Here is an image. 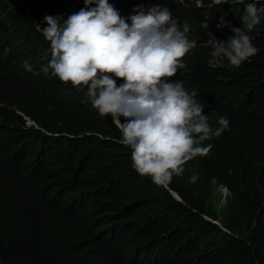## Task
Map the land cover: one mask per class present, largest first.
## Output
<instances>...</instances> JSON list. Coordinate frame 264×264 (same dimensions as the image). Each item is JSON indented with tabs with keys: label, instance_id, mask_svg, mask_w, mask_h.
<instances>
[{
	"label": "trees",
	"instance_id": "obj_1",
	"mask_svg": "<svg viewBox=\"0 0 264 264\" xmlns=\"http://www.w3.org/2000/svg\"><path fill=\"white\" fill-rule=\"evenodd\" d=\"M0 9L6 25L26 24L4 0ZM186 22L208 61L209 35L195 19ZM5 30L0 52L30 70L0 80V264H264L262 21L252 32L255 55L205 71L220 79L192 81L203 114L225 115L230 133L209 158L173 175L168 189L138 176L125 151L115 161L101 155L91 130L70 131L83 124L72 98L42 82L44 48L18 46ZM202 51L195 57L205 65ZM219 187L228 192L221 206Z\"/></svg>",
	"mask_w": 264,
	"mask_h": 264
},
{
	"label": "clouds",
	"instance_id": "obj_2",
	"mask_svg": "<svg viewBox=\"0 0 264 264\" xmlns=\"http://www.w3.org/2000/svg\"><path fill=\"white\" fill-rule=\"evenodd\" d=\"M4 1L22 12L26 24L6 25L11 20L0 9V31L9 35L5 27L12 28L18 46L42 45V82L72 98L83 124L68 129L91 130L87 135L96 137L97 150L109 161L125 151L138 176L168 189L173 175L209 158L219 137L230 133L225 115L203 114L192 81L215 75L205 72L215 66H239L258 52L252 32L264 23V0H133L131 8L118 0ZM182 14L188 16L180 20ZM189 18L210 37L208 61ZM23 67L30 70L27 61L0 52L1 81L12 83ZM219 189L226 192L223 199ZM217 192L224 201L227 190Z\"/></svg>",
	"mask_w": 264,
	"mask_h": 264
},
{
	"label": "rangeland",
	"instance_id": "obj_3",
	"mask_svg": "<svg viewBox=\"0 0 264 264\" xmlns=\"http://www.w3.org/2000/svg\"><path fill=\"white\" fill-rule=\"evenodd\" d=\"M17 2H19V0H17ZM217 195L223 199V197L226 195V192L223 189H219ZM221 205H225V201H221L220 206Z\"/></svg>",
	"mask_w": 264,
	"mask_h": 264
}]
</instances>
